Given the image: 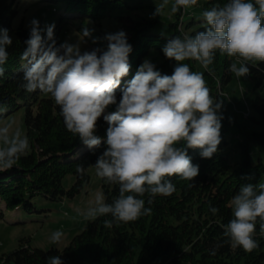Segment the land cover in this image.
<instances>
[{
    "label": "trees",
    "instance_id": "trees-1",
    "mask_svg": "<svg viewBox=\"0 0 264 264\" xmlns=\"http://www.w3.org/2000/svg\"><path fill=\"white\" fill-rule=\"evenodd\" d=\"M45 1L52 3L56 14L67 19L66 22H75L79 35L85 26L93 29L92 37L99 40L93 43L92 38H84L89 47L82 52L107 49V41L103 39L106 33L101 27L104 19H111L126 32L132 45L131 68L116 89L117 102L125 83L146 59L162 74H172L176 62L166 58L162 51L167 39L177 35L194 36L206 28L203 19L198 23L192 20L183 24L184 8L176 12V20L162 30L154 19L119 12L132 10L127 0ZM227 2L202 0L200 7L204 11ZM15 15L13 0H0V27L8 29L13 41L7 48L5 73L0 77V108L9 113L24 107L30 147L16 165L0 171V220L6 215L31 214L35 210L33 198L37 195L52 200L73 196L87 182V168L95 164L106 148L102 143L100 148L90 151L78 136L66 129L53 98L42 96L39 90L29 93L19 87L27 63L21 57L27 47L25 41L29 38L30 28L13 27ZM54 39L59 46V39L56 36ZM232 61V57L219 51L207 70L197 61H183L191 70L202 72L210 94L223 100L222 141L218 152L211 159H205L201 158L199 149L188 150L192 163L199 165V174L193 181L171 177L175 185L171 195H158L150 205L147 195L142 197L145 206L151 208L150 214L128 223H113L111 227L104 223L112 220L111 215L90 219L63 248H32L29 238H20L13 250L0 255V264H47L50 256H59L64 264H264V235L260 232L259 219L254 234L258 246L250 252L241 247L232 248L224 236L223 226L233 219L229 202L241 184L264 183V154L259 152L264 147V97L256 95L250 100L245 117L249 123L233 132L235 143L232 147L238 152V158L232 162L223 152L230 146L226 134L237 124V119L230 115L233 109L226 90L235 78L228 71ZM248 66L247 77L254 81V87L264 84V62L249 63ZM115 110L116 105H110L104 114ZM3 111H0V118L4 116ZM107 127L101 117L95 134L106 139ZM78 165L84 166L83 174L77 171ZM67 173L75 176V182L68 190L61 183ZM101 187L106 203H112L119 195L116 184L101 179ZM212 207L218 209L215 215L210 211Z\"/></svg>",
    "mask_w": 264,
    "mask_h": 264
},
{
    "label": "clouds",
    "instance_id": "clouds-1",
    "mask_svg": "<svg viewBox=\"0 0 264 264\" xmlns=\"http://www.w3.org/2000/svg\"><path fill=\"white\" fill-rule=\"evenodd\" d=\"M164 3L156 6L153 16L163 13ZM197 0H175L171 12L187 9ZM258 6V7H257ZM204 31L194 36L177 35L167 39L162 51L176 62L172 74H162L146 59L132 79L121 89L117 102L116 89L129 75L132 45L125 31L106 33L107 49L81 51L76 43L54 39L55 24L40 28L39 21L30 22V35L25 41L22 59L23 82L19 85L31 93L39 90L50 94L60 108L66 129L90 150L102 143L105 150L94 167L96 175L106 183L119 186V195L106 203L97 194L94 206L85 213L86 219L111 215L105 226L128 223L151 213L150 205L158 195L169 196L175 191L171 177L193 181L199 165L192 163L189 149H199L201 158L211 159L222 141L223 100L215 99L204 74L193 71L185 60H194L208 69L216 52L233 58L228 71L237 78L250 73L249 62H264V0H228L202 12ZM46 32V36L42 35ZM93 29H81L82 38L92 37ZM13 43L8 29L0 27V77L5 73L8 46ZM110 105L114 112L104 114ZM3 111V108H0ZM107 123L106 139L96 135L97 122ZM9 122L0 126V171L17 164L30 147L29 138ZM81 174L83 165L77 166ZM229 206L233 219L224 225V236L232 248L252 251L257 220L264 235V183L241 184ZM215 215L218 209L210 208ZM64 233H52L58 244ZM47 264H64L59 256L48 257Z\"/></svg>",
    "mask_w": 264,
    "mask_h": 264
},
{
    "label": "rangeland",
    "instance_id": "rangeland-1",
    "mask_svg": "<svg viewBox=\"0 0 264 264\" xmlns=\"http://www.w3.org/2000/svg\"><path fill=\"white\" fill-rule=\"evenodd\" d=\"M133 7L132 10H120L123 14H130L134 17L141 16L147 19H154L157 24L161 26L162 30L170 23H173L176 18L175 13L171 12V7L175 0H168L164 6L163 13L160 16H153L152 13L156 6L164 3V0H127ZM188 7L186 13L183 14L181 21L186 24L192 20H202V10L200 2ZM16 15L12 21L13 27L22 25L24 28H30L32 19H37L41 29H45L47 25L55 24L54 37L56 36L61 43L68 41L76 43L80 39L81 51L88 48V42L78 34L76 30V23L66 22L60 15L56 14L54 5L45 0H13ZM62 14V13H61ZM198 23V22H197ZM196 23V24H197ZM101 27L105 33H115L122 30L117 27L111 19H104L101 21ZM165 30V29H164ZM46 36V32H42ZM199 63V62H198ZM252 63V62H249ZM257 63V62H256ZM227 92L230 97V104L232 112L230 115L237 119V124L229 128L226 138L229 141V147L224 149V154L230 161L234 162L238 158V152L233 148L235 143L233 132L237 131L238 127L247 125L249 122L245 118L248 115V106L250 100L256 95L264 97V84L254 87V81L246 76L233 79L227 86ZM44 97H51L50 94L41 92ZM0 118V126L9 122L13 124V130L20 129L23 135H26V128L24 124V107L6 113ZM259 151L264 154V147ZM29 152V149L27 150ZM26 152V153H27ZM88 180L83 184L81 189L73 196H63L60 200H52L37 195L33 198L35 210L28 215L22 216L14 214L5 216L0 220V255L6 254L13 250L20 238H29V245L32 248H39L42 250L51 247L63 248L66 246L71 238L80 233L90 219L85 218L87 210L94 206L97 194L102 192L101 178L96 175L94 165L87 168ZM75 182V176L72 173H67L61 183L62 187L68 190ZM60 230L64 233L61 241L58 244H53L51 235L53 232ZM241 264V263H239Z\"/></svg>",
    "mask_w": 264,
    "mask_h": 264
}]
</instances>
